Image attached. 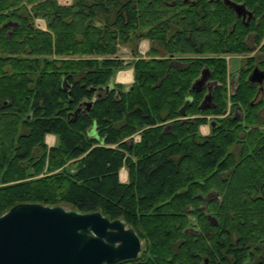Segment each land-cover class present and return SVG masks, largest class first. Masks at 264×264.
I'll return each mask as SVG.
<instances>
[{
  "label": "trees",
  "instance_id": "16d2710c",
  "mask_svg": "<svg viewBox=\"0 0 264 264\" xmlns=\"http://www.w3.org/2000/svg\"><path fill=\"white\" fill-rule=\"evenodd\" d=\"M58 1L0 0V215L40 202L122 219L143 246L121 264H246L264 243L253 84L241 76L230 97L243 119L198 126L226 109L225 55L264 37V0H232L252 11L247 25L223 0ZM127 67L125 88L114 77ZM204 67L216 85L200 109L207 89L192 84Z\"/></svg>",
  "mask_w": 264,
  "mask_h": 264
},
{
  "label": "water",
  "instance_id": "95a60500",
  "mask_svg": "<svg viewBox=\"0 0 264 264\" xmlns=\"http://www.w3.org/2000/svg\"><path fill=\"white\" fill-rule=\"evenodd\" d=\"M237 16L248 15L243 3L224 0ZM9 21L5 25H15ZM210 78L207 67L201 70L192 88L200 89ZM264 70L254 67L248 76L261 83ZM211 83L200 109L211 100ZM90 105L91 101H85ZM180 108L184 114L187 103ZM216 223L214 217H210ZM141 239L122 219H109L99 210L79 212L62 205L18 202L0 215V264H117L135 259Z\"/></svg>",
  "mask_w": 264,
  "mask_h": 264
},
{
  "label": "flooded vegetation",
  "instance_id": "af4514ba",
  "mask_svg": "<svg viewBox=\"0 0 264 264\" xmlns=\"http://www.w3.org/2000/svg\"><path fill=\"white\" fill-rule=\"evenodd\" d=\"M223 2H224V0H223ZM224 4H225V2H224ZM247 10H249V9H247ZM249 11H251V10H249ZM235 16L238 17V18H240L241 21H243V22L245 21V24L247 25L248 22L250 21L251 17L253 16V13H252V15L250 16L249 19H248L247 13H245V16L244 17L241 16V15L240 16H237L236 14H235ZM251 53L255 54V56L253 54H251L250 56L248 55V57H254V58H253V64H252V66L250 67V69L247 72V77H246L247 80H248V76H249L250 72L252 71V69L254 67H258L259 69L264 70V37H263V39L261 40V42L258 45H252ZM210 77H211V75H210ZM240 77H241V75L239 73H235V74L231 75V78L233 80L230 83L231 89H232V91H231L232 93H234V92L237 91V89H238L237 88V85H238V81H239ZM249 82L251 84H253V86L255 88L254 94H253V96L251 98L250 105L256 111V115H257V122L252 126V129L255 130V131H257L258 133H260V135H261L260 137L264 138V78H263V80H262L261 83L251 82V81H249ZM209 83H211L212 89L216 85V82H214L211 78H208V80L205 82V86L203 87V88H206L207 89V92H208V84ZM232 103L233 104H239L237 106H234L235 107V115L232 116V118L233 119H243L245 114H244V109L242 108L241 104L240 103H235L233 101H232ZM206 104L208 105V107L211 106V104H212V97H211V100L210 101H206ZM225 115L230 116L228 114V112ZM213 123H215V122L212 121L211 124H213ZM209 133H210V131L208 132V134ZM257 145L259 147H261V144L260 143H257ZM212 196H213V193L211 191L208 192V195L206 197V200L207 201L210 200L212 198ZM209 216L211 217L212 215L207 214V217L210 220ZM213 224H216V223H213ZM250 252H251V255H252L251 257L252 258H251L250 261H246V264H264V243H262V242H260V243L259 242H256L253 245V248L251 247V251ZM127 261L129 262V260H127ZM123 262H126V261H122V262H119V263L121 264ZM204 264H212V260L209 257L204 258Z\"/></svg>",
  "mask_w": 264,
  "mask_h": 264
},
{
  "label": "rangeland",
  "instance_id": "374dc122",
  "mask_svg": "<svg viewBox=\"0 0 264 264\" xmlns=\"http://www.w3.org/2000/svg\"><path fill=\"white\" fill-rule=\"evenodd\" d=\"M61 1V0H60ZM63 3V2H62ZM263 39V38H262ZM138 47V46H137ZM148 54V53H146ZM251 51L249 52H243V53H233V54H229V55H225V59H226V65H227V70H226V100H227V106L226 109L224 111L223 114L221 115H212V114H205V121L201 122L198 126V131L201 135H207L208 132L211 130V122L212 121H216L220 118L223 117H227L228 115H225L227 112L230 115V117L235 115V107L239 104H234L231 102L232 100H230L231 95H232V89H231V85L230 83L233 81L231 78V75L235 74V73H239L242 78L246 79L247 77V72L250 69V67L253 64V58L254 57H248V55L250 56ZM255 56V54H253ZM121 56L124 59L130 58V57H125V53L122 54V49H121ZM243 65V66H242ZM130 68V67H127ZM115 78V77H114ZM128 86H125V88H127ZM230 112V113H229ZM207 115V116H206ZM139 139V135H135L134 136V140H138ZM45 141H48L47 138L45 139ZM48 143H52L49 142ZM232 148V147H231ZM123 170H127L125 167L121 168V171ZM120 176V175H119ZM121 178V176H120ZM123 179V178H121ZM143 246V241H141V248ZM141 252V250H140Z\"/></svg>",
  "mask_w": 264,
  "mask_h": 264
},
{
  "label": "crops",
  "instance_id": "0c3cea01",
  "mask_svg": "<svg viewBox=\"0 0 264 264\" xmlns=\"http://www.w3.org/2000/svg\"><path fill=\"white\" fill-rule=\"evenodd\" d=\"M58 2H60L61 4H68V3H70V0H59ZM63 2V3H62ZM35 26L36 27H38V28H40V29H43V30H45L46 29V21H45V19H43V18H36L35 20ZM148 48H149V40L148 39H141L140 41H139V43H138V47H137V49H138V52H139V54H141L142 56H146V53H147V51H148ZM122 52L123 53H125V57H130L131 58V55H130V53H129V49L128 48H126V47H123L122 48ZM131 71V80H119L118 79V74H119V72H121V71ZM114 82L115 83H119V84H122V85H124V86H129V84H131L132 82H133V68L132 67H130V68H124V69H121V70H118L117 72H116V74H115V78H114ZM48 137H51V139H52V143L50 144V143H48V141H45L46 142V144L48 145V146H51V145H53L55 142H56V136L54 135V134H47L46 136H45V139L46 138H48ZM123 168V167H122ZM121 170V169H120ZM126 172H125V174H124V178L123 179H121L120 178V176H119V179L122 181V182H125V181H127V178H128V174H127V170H125ZM121 173H120V171H119V175H120Z\"/></svg>",
  "mask_w": 264,
  "mask_h": 264
},
{
  "label": "bare ground",
  "instance_id": "6f19581e",
  "mask_svg": "<svg viewBox=\"0 0 264 264\" xmlns=\"http://www.w3.org/2000/svg\"><path fill=\"white\" fill-rule=\"evenodd\" d=\"M103 5V4H102ZM116 9H117V7H116ZM128 12V11H127ZM28 22V21H27ZM4 53V52H3ZM262 65V64H261ZM243 66V65H242ZM131 71L129 70V71H121V72H119V74H118V79L119 80H131ZM263 88V87H262ZM258 90V89H257ZM254 93V92H253ZM219 101V100H218ZM197 102V101H196ZM262 104V103H261ZM225 108V107H224ZM215 109V108H214ZM221 112V111H220ZM230 113V112H229ZM207 116V115H206ZM254 123V122H253ZM242 130V129H241ZM245 133V132H244ZM47 140L49 141V142H51L52 141V139H51V137H48L47 138ZM245 141V140H244ZM51 147V146H50ZM228 147V146H227ZM257 147V146H256ZM237 151V150H236ZM260 151V150H259ZM235 153V152H234ZM237 156V155H236ZM226 163V162H225ZM237 163V162H236ZM234 165V164H233ZM228 171V170H227ZM125 170H123V171H121V174H120V176H121V178H124V174H125ZM194 173V172H193ZM208 175V174H207ZM229 179V178H228ZM238 190V189H237ZM207 194V193H206ZM228 196V195H227ZM184 210V209H183ZM207 212V211H206ZM208 229V228H207ZM211 230V229H210ZM228 230V229H227ZM249 248V247H248ZM247 249V248H246ZM257 249V248H256ZM205 253V252H204Z\"/></svg>",
  "mask_w": 264,
  "mask_h": 264
}]
</instances>
